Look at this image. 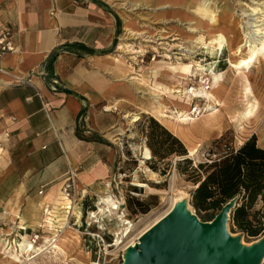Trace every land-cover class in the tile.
<instances>
[{"label": "rangeland", "instance_id": "obj_1", "mask_svg": "<svg viewBox=\"0 0 264 264\" xmlns=\"http://www.w3.org/2000/svg\"><path fill=\"white\" fill-rule=\"evenodd\" d=\"M104 1L120 20L112 43V64L106 67L116 88L104 105L108 108L95 107L97 112L105 110L116 120L115 129L106 131L114 143L115 153L109 183L103 191L95 193L81 189L84 196L76 199L72 209L65 212V220H60V227L55 229L48 220L51 218L55 223V209L50 213V207L45 212L34 201L36 198L11 197L12 190L6 182L0 181V240H3L0 241V264H33L34 261L35 264L122 263L126 246L137 240L138 234L155 216L164 212L169 197L177 190L188 193L192 188L191 182L175 170V156L160 162L172 164L168 175H159L147 166L142 123L137 124L142 116L157 119L183 141L187 151L195 147L193 154L188 153L193 162L216 157L225 145L237 147L252 134L257 144L264 147V61H254L245 77L237 73L229 65L226 43L218 48L210 43L206 23L204 26L196 24L198 12L195 10L196 5L213 10L217 15L216 27L226 31L233 41L248 32L259 38L264 31V27L262 31L257 30L262 28L264 0ZM253 7L256 10H252ZM120 43L128 46L118 48ZM241 50L238 55L246 58V50ZM171 69L175 73H184L188 79L185 87L193 90L211 85V73L220 75L216 89L210 88L216 101L197 95L186 99L166 90L162 80L169 78ZM156 101L163 106L161 109L166 118L147 109L148 104L156 105ZM251 103L254 108L247 112ZM194 105L201 113L196 118L192 116L193 120L187 124V136H182L172 121L180 111L186 110L191 116L190 109ZM125 112H137L139 117L130 121L129 116H124ZM219 139L223 149L215 148L214 141ZM149 154L151 157L150 151ZM106 193L118 205L113 212L106 208L99 210L104 205L101 197ZM150 195L157 197L156 204L147 212H140L133 201L149 202ZM191 210L195 212L193 208ZM120 213L123 219L131 222V231L126 236H122L125 224L118 217ZM227 228L233 235L240 236L244 245L257 241L264 233L247 236L232 229L229 221ZM21 234H28V240L29 235L37 234L39 237L34 244L41 246L43 252L36 258L18 257L16 262H10L7 252L15 249L12 242H20ZM118 236L121 242L115 245ZM5 239L13 245L7 248Z\"/></svg>", "mask_w": 264, "mask_h": 264}, {"label": "crops", "instance_id": "obj_2", "mask_svg": "<svg viewBox=\"0 0 264 264\" xmlns=\"http://www.w3.org/2000/svg\"><path fill=\"white\" fill-rule=\"evenodd\" d=\"M118 25L104 0H0V28H11L15 46L0 57V132L9 133L0 181L11 197L36 198L46 212L70 171L79 190L109 183L115 153L106 131L116 120L95 107L116 88L106 67Z\"/></svg>", "mask_w": 264, "mask_h": 264}, {"label": "trees", "instance_id": "obj_3", "mask_svg": "<svg viewBox=\"0 0 264 264\" xmlns=\"http://www.w3.org/2000/svg\"><path fill=\"white\" fill-rule=\"evenodd\" d=\"M115 18L120 22L116 14ZM55 57L52 51L48 60ZM139 120L137 124L142 123L145 145L151 152V157L145 161L147 166L159 175H168L172 164L160 162L175 156L174 168L191 182L189 203L201 220L212 219L226 201L236 196L238 200L230 214V227L247 236L264 231V147L257 144L254 134L237 147L225 145L224 149L222 141L215 140V148L223 149L222 152L216 157L193 162L183 141L157 119L145 115ZM149 199V202L136 199L133 204L144 213L157 202L155 195H150Z\"/></svg>", "mask_w": 264, "mask_h": 264}, {"label": "water", "instance_id": "obj_4", "mask_svg": "<svg viewBox=\"0 0 264 264\" xmlns=\"http://www.w3.org/2000/svg\"><path fill=\"white\" fill-rule=\"evenodd\" d=\"M237 200L226 201L210 220H201L179 201L126 248L121 264H264V233L244 245L227 228Z\"/></svg>", "mask_w": 264, "mask_h": 264}, {"label": "bare ground", "instance_id": "obj_5", "mask_svg": "<svg viewBox=\"0 0 264 264\" xmlns=\"http://www.w3.org/2000/svg\"><path fill=\"white\" fill-rule=\"evenodd\" d=\"M195 10L198 12L196 24H198V25L200 24L201 26H204V23H206L205 26L208 27V32H207L208 37L207 38L210 41V43L217 46V48L220 47L223 43H226L228 51H229V65L231 67L235 68L237 73L242 74V76L245 77V75H246L245 72L249 71V68L251 67V65L254 61H257L258 63H260L261 61H264V31L262 33V36H260L259 38H255L256 36L254 37L253 33L250 34L248 32V33H245L242 37H240L241 39H237L236 41H233L231 39L230 35H228L226 31H222L216 27L217 15L215 14V12L213 10H210L209 8H207L203 5H201V6L196 5ZM252 10H256V7H253ZM261 13H262L261 15L263 17L262 23H261L262 28L261 29L259 28L257 30L262 31L263 27H264V9H262ZM258 33H260V32L258 31ZM127 46H128L127 43L118 44V48H121V49L124 47H127ZM240 49L246 50L245 51L247 54L246 58H241L238 55V53H239L238 50H240ZM197 66H199V65H197ZM168 73L170 75V76H168L169 78L166 80H162L165 83V86H166L165 89L166 90H169L172 93H177L178 95L183 96L186 99H189L192 95H197L199 97H203L204 99H207L208 101H213V102L216 101L213 90L216 89V87L218 86V81H219L220 75H215V73H211V80H212L211 85L209 84L206 88L201 86V87H198V89L193 90L194 88L193 89H187L185 87V84L188 81V79L186 78L184 73H175V71L172 69L170 71H168ZM172 74H173V76H172ZM130 78H135V76H130ZM210 88L213 90H211ZM157 102L158 101H156V105L152 104L153 106L151 104H148L150 107H148L147 109L150 111L155 110L156 113H158L160 116L166 118L167 115L164 114L163 110L161 109L163 106L161 107V104H159ZM206 103H207V101H206ZM104 107L108 108L109 106H104ZM253 108H254V104L253 103L249 104V106L247 108V112H251L253 110ZM144 110H146V109H144ZM124 116H129L130 121H136L139 117L137 112H125ZM192 120H193V117L188 115V113H186V110H184V111L178 112L177 117L172 122H174L175 126L177 128H179L182 136H187L186 129L189 128L187 124L191 123ZM194 151H195V147L189 149L188 153L193 154ZM149 157H150L149 150L147 148H145L144 158H149ZM137 184L138 185H144L142 183H137ZM101 201L104 203L103 206L99 207V210H101V211L103 208H106L109 212H113V210L118 209V205L116 204V202L113 201L111 195H109L107 193L101 197ZM179 201H185L186 209L189 211H192L191 210L192 206L188 201V193L185 191H182V190L175 191V193H173L172 196L169 197V199L167 201L169 203H168L166 209L164 210V212L162 214H160V216H157V217L155 216V218L152 219L146 227H144V230H142L138 234V236L136 238L137 240L130 242L126 246V248L129 246L132 247L135 243H137L138 238L147 229H149L153 224H155L157 221H159V219H161L164 215H166L174 207V205H176ZM54 202H55L54 208H55V213H56L55 214V218H56L55 223L51 221V218H48V220H49L51 226H53L55 229H58V227H60L59 221L65 220V218H66L65 212H69V211H67L66 208H71V205H69L68 199L64 197L61 190H60L58 197L54 199ZM45 210H46V212L48 211L47 209H45ZM50 213H51V211H50ZM122 216L123 215L121 213L118 215V217L122 220L123 224H125V227L122 231V236L123 235L126 236L131 231L132 226H131V222L127 221L126 219H123ZM27 237H28V234H21L20 235V238H21L20 242H15V241L12 242L14 244L15 249L11 252H9V251L7 252V254H8L7 257H11L9 259L10 262H16L18 257L36 258L43 252V249L40 248L41 246L35 247V244L32 241L28 240ZM119 242H121V241H120L119 236H118L115 239V245L118 244ZM241 242H243V241L241 240ZM9 243H10V241L5 239V245L7 248L11 247V245H13V244H9ZM16 243H18V244H16ZM47 248H48V246H47ZM124 254H125V252H124ZM124 254H123V257H124ZM33 264H35V261Z\"/></svg>", "mask_w": 264, "mask_h": 264}, {"label": "built area", "instance_id": "obj_6", "mask_svg": "<svg viewBox=\"0 0 264 264\" xmlns=\"http://www.w3.org/2000/svg\"><path fill=\"white\" fill-rule=\"evenodd\" d=\"M12 34H13V32H12L10 27H1L0 28V57L5 52L14 51L15 46H14V42L12 40ZM190 113H191V116L196 118V117H198V115H200L201 110L199 107L196 108V105H194L193 107H191ZM8 136H9L8 131L0 132V150L3 147V142L7 140ZM60 190H61L62 194L64 195V197L68 199L69 205H71V209H72L73 203L76 202V199L84 196V194L82 193V190L79 191L76 188L73 171H70L68 173V175L62 179V182L60 185ZM37 193L42 194L43 189H39L37 191ZM66 209L68 210L70 208H66ZM29 237L33 243H36V240L38 239L39 236L37 234H34L31 236L29 235Z\"/></svg>", "mask_w": 264, "mask_h": 264}]
</instances>
